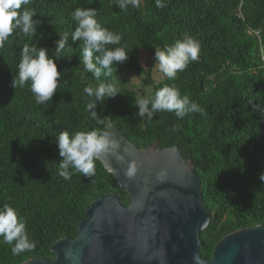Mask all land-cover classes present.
Here are the masks:
<instances>
[{
	"label": "trees",
	"instance_id": "trees-1",
	"mask_svg": "<svg viewBox=\"0 0 264 264\" xmlns=\"http://www.w3.org/2000/svg\"><path fill=\"white\" fill-rule=\"evenodd\" d=\"M141 0L140 7L121 11L111 0H31L42 23L35 36L14 31L0 45V207L9 204L26 221L30 240L37 246L18 256L0 242V264H21L31 259L52 261L51 246L58 240L75 239L79 223L90 204L109 193L120 196L127 207L128 195L113 175L95 161V175L69 169L71 178L58 175L55 138L61 131L99 129L86 106L92 99L83 89L82 43L73 42L76 24L71 13L77 7L97 10V20L121 35L119 45L128 59L113 66L112 76L101 77L122 84L126 70L138 77L148 70L140 66L139 51L154 63L155 49L191 36L200 44L198 61L190 62L175 80L166 76L153 84L148 98L163 87H174L195 101L201 111L176 117L155 112L152 119L131 113L116 95L105 97L95 109L105 116L111 130L119 131L138 149L158 142L159 149L176 146L191 160L201 182V199L212 219L200 235L199 255L210 261L216 243L235 231L264 227V0ZM69 36L56 60L61 78L52 101L35 103L30 82L12 87L19 53L24 43L49 49ZM81 61V62H80ZM143 84L150 85L149 76ZM177 130L173 131V127ZM2 239V238H0Z\"/></svg>",
	"mask_w": 264,
	"mask_h": 264
},
{
	"label": "water",
	"instance_id": "water-1",
	"mask_svg": "<svg viewBox=\"0 0 264 264\" xmlns=\"http://www.w3.org/2000/svg\"><path fill=\"white\" fill-rule=\"evenodd\" d=\"M111 131L125 163L111 156L97 161L128 195L129 205L123 207L116 193L105 194L90 204L75 239L51 246L52 261L21 264H194V255L199 264H264L263 226L224 236L212 259H201L200 235L212 217L202 203L192 161L183 159L175 145L159 149L156 142L138 149L119 131ZM130 161L137 164L132 178L125 174Z\"/></svg>",
	"mask_w": 264,
	"mask_h": 264
},
{
	"label": "clouds",
	"instance_id": "clouds-1",
	"mask_svg": "<svg viewBox=\"0 0 264 264\" xmlns=\"http://www.w3.org/2000/svg\"><path fill=\"white\" fill-rule=\"evenodd\" d=\"M89 3L92 0H88ZM121 11H127L129 7L138 9L141 0H111ZM31 0H0V45L13 34L19 31L25 35L35 36L37 28L41 25L39 19L29 5ZM157 8H164L163 0H155ZM76 27L71 33V39L75 43H82L81 56L85 72L91 73L97 80L101 77H111L113 66L123 63L128 59V52L124 47L109 48L108 45H119L121 35L114 33L102 26L97 20V10L93 8L77 7L71 13ZM69 36H60L55 41L54 57L49 55V49L37 44L24 43L19 53L17 75L13 76L12 87L22 88L30 82V90L35 103L45 104L52 101L61 78L56 60L65 51V45ZM200 44L191 36L185 35L176 39L172 45H166L163 49H155L154 63L158 64L160 72L170 80H175L178 73L183 72L190 62L198 61ZM81 62V61H80ZM88 97L92 98L86 108L91 118L99 125V129L90 131H77L70 134L61 131L55 138L59 157L58 175L64 180L71 178L69 169H74L84 176L95 175V161L101 157H115L120 163H125V156L121 153V143L111 131V125L106 122L105 116L98 115L97 105L105 97L113 98L119 92L109 80L96 87L87 86L83 89ZM138 115L141 118L152 119L155 112L175 113L176 117L199 112L201 109L189 96L182 95L174 87H163L157 90L151 98H141L137 104ZM173 131L177 130L174 126ZM127 152V149H124ZM112 171L111 168L108 169ZM137 172V164L134 161L127 163L125 174L132 178ZM264 181V172L259 176ZM0 242L11 246L14 256L36 248L37 242L30 240L26 230V221L18 215L15 208L9 204L0 207ZM194 264H199V258L193 256Z\"/></svg>",
	"mask_w": 264,
	"mask_h": 264
},
{
	"label": "rangeland",
	"instance_id": "rangeland-1",
	"mask_svg": "<svg viewBox=\"0 0 264 264\" xmlns=\"http://www.w3.org/2000/svg\"><path fill=\"white\" fill-rule=\"evenodd\" d=\"M140 66L148 70L143 76L138 77L132 73L122 70L118 75V79L122 81V84L118 82L115 83V88L119 92L118 97L124 102V104L129 108L131 113H135L137 104L141 98L148 97L152 92L153 84H157L160 80L164 78L162 72H160L158 65L152 64L153 59L145 52L139 51ZM149 76L152 80V84H143L144 80ZM85 83L91 87H96L100 83L93 77L92 74L84 75Z\"/></svg>",
	"mask_w": 264,
	"mask_h": 264
}]
</instances>
